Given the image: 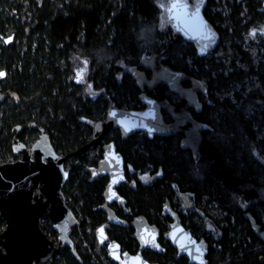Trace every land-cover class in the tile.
Here are the masks:
<instances>
[{
    "label": "trees",
    "instance_id": "trees-1",
    "mask_svg": "<svg viewBox=\"0 0 264 264\" xmlns=\"http://www.w3.org/2000/svg\"><path fill=\"white\" fill-rule=\"evenodd\" d=\"M158 1L0 0V70L5 71L0 78V93L10 92L0 103L3 159L11 152L12 128L30 122L44 128L60 154L66 155L86 144L109 106L137 109L142 105L132 71L141 67L143 60L156 57L170 70L189 73L206 87V92L199 95L203 107L196 118L209 126L203 134L230 174L264 185V140L257 139L254 129L264 119V111L253 110L254 105L264 103V95L254 90L247 97L240 96L238 104L233 105L220 101L214 93L248 74H258L264 84V62L251 65L248 72L238 68L227 76L216 73L213 77L219 63L181 33L176 32V38L172 36L174 29L162 25V6ZM200 1L203 19L218 32L215 21L222 17L211 13L214 0ZM227 2L232 8L234 32L226 31L225 37L232 39L239 61H251L241 48V32L246 26L239 24L240 6L235 0ZM249 6L251 21L264 23V0H249ZM216 43L215 40L209 49ZM188 57L192 58L191 63ZM83 61L85 81H78L76 74ZM25 133L22 139L29 143L37 138L38 131L28 128ZM107 136V140L117 143L118 151L130 166L154 178L152 183L142 184L134 176L129 188H121L126 206L135 215L164 232L166 226L159 215L179 191L193 195L195 201L206 195V203L218 201L226 214L218 218L209 213L213 204H205V217L200 222L191 216L186 218L195 232L206 236L203 264H260L264 244L243 216L240 194L226 186L207 155L195 158L176 136L149 138L136 132L123 139L117 129L110 130ZM94 163L91 150L69 155L65 161L69 175L63 191L67 204L80 218L71 237L82 261L65 247L54 258V264L110 261L94 236L95 228L104 222L101 204L107 181L93 179L90 165ZM251 197L246 196L245 201ZM247 210L261 221L262 204L248 203ZM208 223L215 231L206 229ZM46 231L56 235L49 224ZM110 238L128 250L136 249L133 229L121 220L114 224ZM161 243L164 251L147 250L144 256L159 264H194L177 255L164 235Z\"/></svg>",
    "mask_w": 264,
    "mask_h": 264
},
{
    "label": "water",
    "instance_id": "water-1",
    "mask_svg": "<svg viewBox=\"0 0 264 264\" xmlns=\"http://www.w3.org/2000/svg\"><path fill=\"white\" fill-rule=\"evenodd\" d=\"M170 2L180 10L186 8L183 0ZM179 24L174 23L176 30L187 35L186 31L199 30L206 23L201 15L185 12L180 17ZM0 73H3L0 78L4 77L5 71L0 70ZM154 90L156 96L149 97L142 109L109 106L105 119L99 120L95 125V129L99 127L101 132L66 155L56 151L50 135L39 125L29 124L39 131L38 137L29 148L18 142L14 136L13 152L20 153V157L0 162V216L6 223L0 232V264H54V258L64 247H69L73 256L79 262L82 261L70 235L72 227L78 224L79 220L67 204L63 191L69 175L65 161L69 155L82 154L90 149L110 129H120L123 138L136 132H145L151 137L181 136V146L190 150L194 157L207 155L212 160L215 171L224 179L230 190L237 191L241 197L252 194V203L264 205V185L233 177L203 134L209 126L197 121L190 112L182 110L198 101L196 94L180 87L177 91L180 101L172 104L163 96L159 84ZM7 95H10V92L0 93V103ZM163 110L172 116L171 122L164 120ZM243 209V216L249 221L252 231L264 243V216L261 223H258L246 207ZM40 219L47 220L56 231V240L51 239L42 230ZM96 236L99 243L106 239L103 225L96 229ZM170 239L182 253L200 260V250L195 243H191L195 239L188 229L173 223ZM187 240L190 241L189 244H186ZM114 251L118 252L116 256L113 255ZM109 254L120 264H159L147 261L141 253H120V244L117 242L109 244ZM259 263L264 264V255L259 256Z\"/></svg>",
    "mask_w": 264,
    "mask_h": 264
},
{
    "label": "flooded vegetation",
    "instance_id": "flooded-vegetation-1",
    "mask_svg": "<svg viewBox=\"0 0 264 264\" xmlns=\"http://www.w3.org/2000/svg\"><path fill=\"white\" fill-rule=\"evenodd\" d=\"M183 1L186 3V8L182 10L178 9L173 4L171 5V2L167 4L166 6L161 7L160 17H161L162 25L164 27L166 26L172 27L175 31V33L172 36L175 38L177 37V33H181V32L176 30L174 23L176 25H180L179 24L180 17L184 15L185 12H189L191 14L200 16L201 15L200 8L203 6V3H201L200 0H183ZM169 6L171 7L169 8ZM205 23H206L205 26L199 30H188L186 31L187 35H184L182 33L181 34L184 35L186 38L190 39L191 41H193L196 47L201 51L203 50L206 55V53L210 50L209 48L213 45L214 40H216V38L214 39L215 30L209 25L208 22L205 21ZM132 74H133V77L135 78L136 85L140 89L139 97L141 101L143 102L142 105L140 104L139 108L137 109L144 108L146 105L145 101L149 97L156 96L154 88L158 86V84H159L161 91H163V96L167 98L172 104H176L180 101V97L177 94V91L181 87L184 89L186 88L192 91L194 94H196L198 101H195L192 105H189L182 110L190 112L192 114V117L195 118L197 121H199L196 118V116L199 112H201L202 107H203L202 102L200 101L199 95L201 93L206 92V87L201 82H199L195 77H193L191 74L186 73V72H178V71L170 70L164 64L159 62L156 57H150V58L143 60L141 62V67L134 69L132 71ZM121 108H124V107H121ZM124 109H129V108H124ZM162 112H163V118L166 122H171L173 120L172 116L169 115L165 110H163ZM31 123L35 125L34 122H30L26 124L25 126L19 125L16 128H12L11 132L13 133V136H12L11 143H10L11 152L7 154L5 159H3V156L1 154L2 145H0V162L6 161L9 158L17 159L20 157V153L13 152L12 142H13L14 136H16L18 142L24 143L26 147L28 148L36 140L35 139L34 141L27 143L24 139H22L23 138L22 135L26 134L25 133L26 129L29 128V129H35L38 131L36 127L29 125ZM115 129L119 130L120 132V129L118 128H115ZM110 130H108L101 137L100 141L97 144H95L90 149H88V150H91V157H92V160L95 162L94 164L90 165V170H91L93 179H106L107 180L105 182V189L103 191L104 195L102 196L104 199V203L101 204V209L103 210V215H104V222L98 225L94 230V236H95L96 243L99 245V247H101L102 249L103 248L105 249L108 255V258L110 260L108 261L107 264H120L118 260L114 259L109 254V244L117 242L110 238V233L112 229L114 228V224L116 222L119 223L120 220L122 221L123 225H130V227L133 229V236L135 237V242L137 243L136 249L131 251V250L124 248L119 242H117L120 244V253H122L123 251H127L131 255L141 253L142 256L147 261L155 262V261L148 260L144 256L143 252L147 250L157 251V252L164 251V248L161 243V235H164L170 242L171 246L176 250L177 255H183L186 259L189 260V262H192L194 264H203L204 259H205V254L207 251L206 236L203 233L195 232L189 226V220L186 218H189L191 216L195 218V221L197 220L198 222H200L205 217L203 206L205 204L207 207L211 206V204L219 206L218 201L213 200L210 203L209 202L206 203V201L209 199L208 196L206 195H204L201 200L195 201L192 198L193 195L187 196V194H185L184 192L179 191L177 195L174 196L172 202L165 205L164 213L159 215L166 226V230L164 232H161V230H159L156 225L154 224L150 225L149 223H146V221L144 220L142 216L135 215L130 210V208L126 206V201L121 196V188L124 186L129 188L131 178H134V176L142 184H145V183L150 184L154 181V178H151V176L146 175V173H144L143 171L140 172V171L135 170L132 166L128 164L125 157L122 156V154H120V152L118 151V148L116 146L117 143L114 140H107L109 138L107 136V133ZM100 132L101 130L99 129V127L94 129V134L93 136L90 137V139H92L93 137H96ZM38 135H39V131L37 133V137ZM154 136H158V135H154ZM170 136L179 137L180 143H181V136H178V135H170ZM148 137L152 138L151 136H148ZM158 137H168V136H158ZM121 138H123L122 134H121ZM126 138H123V139H126ZM196 157H200V156H196ZM132 184H134V182H132ZM248 195L252 196V194H247L244 197H241L240 195L239 205L242 209L244 207H246L247 209L248 203H252L251 200L253 196L251 197L250 200L248 199L249 200L248 202L245 201V197ZM243 213H244V209H243ZM262 218H261V221H262ZM79 219L80 218H78V220ZM43 221H45L46 224H43L42 223ZM261 221L259 222L256 220V222L258 223H261ZM173 223L180 224L185 229H188L190 231L192 237L195 239L194 242L191 241V243L192 244L195 243V245H197V247L200 250V260L187 256L186 254L182 253V251H180L178 248H176L172 244L171 239H170V231H171V226ZM47 224H49L47 220L40 219V226L42 230L46 232L47 235L51 238V236L46 231ZM208 224H206V229L215 231V228L210 229L208 227ZM102 225L104 226V230L106 232L107 237L102 243H99L97 236H96V229ZM5 226H6V223L4 219L0 216V232L5 228ZM208 232H206V235L208 234ZM56 238H57V234H56ZM189 243L190 241L187 240L186 244H189ZM117 254L118 252H115L113 255L116 256ZM120 256L121 258H123L121 254ZM37 264H41V263L38 262Z\"/></svg>",
    "mask_w": 264,
    "mask_h": 264
},
{
    "label": "built area",
    "instance_id": "built-area-1",
    "mask_svg": "<svg viewBox=\"0 0 264 264\" xmlns=\"http://www.w3.org/2000/svg\"><path fill=\"white\" fill-rule=\"evenodd\" d=\"M235 3L240 6L239 17L241 20L239 24L246 26L241 32V48L251 61H239L232 48V39L226 40L228 38L224 36L226 31L229 34L234 32L231 6L227 0H214L210 8L211 13H217L222 19L215 21V24L220 28L218 32L215 31L216 46L206 53L207 57L213 58L220 65L213 70V77H216V73H222L227 76L238 68L248 72L251 65L257 66L259 61L264 62V56H262L264 55V23L259 20L251 21L252 12L249 0H235ZM253 33L255 34L253 35ZM188 62H192L191 57H188ZM254 90H258L264 95V84L258 74H248L241 80L232 81L228 86L214 90V93L220 101L227 100L231 104L237 105L240 96L247 97ZM253 110L257 112L264 111V103L254 105ZM254 129L257 139L264 140V119L261 123H257Z\"/></svg>",
    "mask_w": 264,
    "mask_h": 264
},
{
    "label": "rangeland",
    "instance_id": "rangeland-1",
    "mask_svg": "<svg viewBox=\"0 0 264 264\" xmlns=\"http://www.w3.org/2000/svg\"><path fill=\"white\" fill-rule=\"evenodd\" d=\"M171 0H159L158 3L159 5L161 6H166L167 4L170 3ZM229 34V33H228ZM225 36V35H224ZM215 39V37H214ZM226 40H229V39H226ZM215 41V40H214ZM164 40L161 39L160 40V43H163ZM241 43V42H240ZM203 51V50H202ZM188 60V58H187ZM85 73H86V65H85V61H83V64L82 66L79 68V70L77 71V74H76V79L78 81H85ZM79 74V75H78ZM215 204V203H214ZM211 208V207H210ZM209 213H213L216 217L218 218H223L222 216L224 214H226V211L222 210L219 206H216V205H213V207L210 209V212ZM43 224H46L45 221L42 222ZM208 227L211 229L213 228V225L211 224H208ZM51 236V239L53 240H56V235H50Z\"/></svg>",
    "mask_w": 264,
    "mask_h": 264
},
{
    "label": "snow or ice",
    "instance_id": "snow-or-ice-1",
    "mask_svg": "<svg viewBox=\"0 0 264 264\" xmlns=\"http://www.w3.org/2000/svg\"><path fill=\"white\" fill-rule=\"evenodd\" d=\"M255 33H253V35H254ZM3 75V73H0V76H2ZM79 75V74H78ZM102 233H103V230L101 229V235H102Z\"/></svg>",
    "mask_w": 264,
    "mask_h": 264
}]
</instances>
